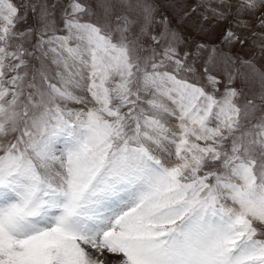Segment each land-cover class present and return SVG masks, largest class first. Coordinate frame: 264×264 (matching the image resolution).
<instances>
[{"label": "rangeland", "instance_id": "rangeland-1", "mask_svg": "<svg viewBox=\"0 0 264 264\" xmlns=\"http://www.w3.org/2000/svg\"><path fill=\"white\" fill-rule=\"evenodd\" d=\"M0 264H264V0H0Z\"/></svg>", "mask_w": 264, "mask_h": 264}, {"label": "bare ground", "instance_id": "bare-ground-1", "mask_svg": "<svg viewBox=\"0 0 264 264\" xmlns=\"http://www.w3.org/2000/svg\"><path fill=\"white\" fill-rule=\"evenodd\" d=\"M149 124H151V123H149ZM117 203L118 202L110 203V204H107V205L103 204L101 206V208L102 209L106 208V209H109V210H111L112 208L116 209L117 208ZM106 212L107 211H104L103 214H105ZM103 214H101V215H103ZM107 217H109V216L107 214H105V216H100L98 218L94 217L93 221H92V220L86 219L87 217L83 216L84 220L80 218L78 223L75 226L76 234H78L79 236H82V232H86V231L87 232H92V233L97 234V235L100 234V231L103 229L105 223H107L106 222ZM94 234H90L89 235L91 237L90 240H89V241H91V244H93V243L95 244V242H96V240L98 238V237L93 238ZM13 250H15V249H13Z\"/></svg>", "mask_w": 264, "mask_h": 264}, {"label": "crops", "instance_id": "crops-1", "mask_svg": "<svg viewBox=\"0 0 264 264\" xmlns=\"http://www.w3.org/2000/svg\"><path fill=\"white\" fill-rule=\"evenodd\" d=\"M181 85V84H180ZM175 91H177V89H176V87H175ZM179 94H180V92H179ZM184 98H187V97H185L183 94H180V98H182V99H184ZM169 98H170V100L171 99H173V97H172V95L170 96L169 95ZM191 98V97H190ZM189 98V99H190ZM193 99V97L190 99V100H192ZM185 101L186 102H189V101H187L186 99H185ZM184 102V101H183ZM173 104L175 105L176 104V102L173 100ZM195 106V105H194ZM192 104H190L189 106H188V110H192ZM180 109V108H179ZM180 113H181V111H180ZM185 113V112H184ZM188 116H189V114H184V118H188ZM151 119V118H150ZM152 120H153V118H152ZM154 121V120H153ZM149 123H151V122H149ZM152 124V123H151ZM214 126H218L216 123H214L213 124ZM214 126H211V127H209V128H207V129H197V132H198V135H200V133L204 130V132H205V130H209L210 128H214V130H213V132H215V131H217V127H214ZM179 127V129H178V133H177V135L173 138V140H175V142H174V144H173V148L174 147H185L188 143H189V141L188 140H186V137L184 136V133L185 132H182V129H184L185 131H189L190 130V127L189 128H183L184 126H178ZM180 131H181V134H180ZM182 134H183V136H182ZM189 134H190V132H189ZM181 136V138L183 139V137L185 138V141H184V139H183V141L185 142V143H181L180 142V140H179V137ZM191 139V138H190Z\"/></svg>", "mask_w": 264, "mask_h": 264}]
</instances>
